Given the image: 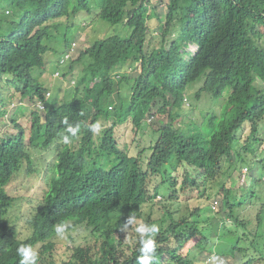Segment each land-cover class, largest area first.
<instances>
[{
    "label": "trees",
    "instance_id": "trees-1",
    "mask_svg": "<svg viewBox=\"0 0 264 264\" xmlns=\"http://www.w3.org/2000/svg\"><path fill=\"white\" fill-rule=\"evenodd\" d=\"M160 2L165 3L166 13L160 11L157 0H0V122L12 127L10 133L0 134V264H19L16 249L23 244L38 252V264L45 260L53 264L55 226L74 217L65 212L70 195L79 198L87 190L91 198L97 199L94 204L105 210L117 205L150 203L146 223L159 221L160 228L156 264H194L191 252L184 254L180 250L193 237H204L197 221L203 214L194 219L195 211L186 209L180 210L181 215L176 218L174 204L167 200L159 203L155 196L162 194L178 202L180 193L192 192V188L201 192L203 186L205 192L199 178L212 180L224 164L230 168L237 161L240 165L242 161L246 163L243 155L250 145L260 141L258 128L264 120V33L256 23L264 25V0ZM93 18L110 25L126 19L130 33L126 37L114 34L97 38L80 52L69 66V72L79 67L80 76H76L74 94L68 103L56 94L45 99L46 90L34 76L35 67L43 64V56L51 49L52 41L60 37L61 27L66 31L62 39L67 48L70 36ZM153 20L163 24L156 30L162 40L157 48L145 50ZM190 45L197 46L195 53L188 49ZM136 62L141 72L126 93L122 91L129 82L126 73ZM99 79L103 85L91 86ZM201 79L197 97L206 93L219 100L227 94L220 112L202 116L198 122L181 121L183 127L177 125L174 119L183 109L184 97ZM256 80L262 82L261 89L254 87ZM114 81L117 89H113ZM80 93L82 99L77 97ZM14 97L21 101L20 105L27 104L29 118L10 113L8 120L4 119ZM89 99H94L90 101L94 114L111 118L101 139V151L104 157L114 158L111 164L92 170L81 164L76 157L78 152H70L69 144L62 140L66 134L63 121L67 118L75 124L81 112L89 111ZM40 100L42 110L36 106ZM22 112L20 109L18 113ZM150 115L173 119L152 127L157 138H153L149 146L152 153L146 160L142 152L128 157L119 148L114 129L127 122L135 130L140 129ZM246 123L248 134L241 142L237 135ZM79 137L81 146L93 140L88 128ZM51 147L61 158L53 167L65 171L67 176L63 181L51 176L30 221L31 234L20 239L7 217L13 198L5 188L22 163L31 164L29 148ZM260 183L256 180L254 185ZM233 193L223 192V207L248 233L253 223L241 214V209L235 212L243 200ZM240 193L247 195L246 191ZM250 236L264 238V224L256 223ZM99 239L100 256L94 257L93 264H137L138 240L131 245L112 233ZM238 243L235 236L225 240L226 247L242 252ZM258 246L259 242L251 249L261 256ZM195 247L204 250L202 246ZM81 253V249H75L65 263L89 264ZM253 260L250 258L248 264Z\"/></svg>",
    "mask_w": 264,
    "mask_h": 264
},
{
    "label": "clouds",
    "instance_id": "clouds-1",
    "mask_svg": "<svg viewBox=\"0 0 264 264\" xmlns=\"http://www.w3.org/2000/svg\"><path fill=\"white\" fill-rule=\"evenodd\" d=\"M75 37H76V35H75ZM63 42H64L63 39H60V40H58V42L56 44L52 43L50 45L51 49L49 51L52 52L51 54H53L54 56H57L58 54L60 55V56H57L56 58L53 59L54 63H55V68L53 70L52 77L60 79V80L68 78L69 81L72 80V85L75 88L76 87V76H80L79 67H76V70L74 72H69V66L71 63H73L77 60L80 52L84 51L85 49L79 50V52H78L77 42L73 39H71L69 41V46L67 48H64ZM190 47H194V50H191ZM188 49L192 53H195L197 51V46L190 45ZM49 51H47L46 54ZM43 59L45 62V60H46L45 54L43 56ZM44 62H43V64H44ZM39 67L40 66L35 67L36 70ZM36 70H35L34 76H36L38 84L45 88V90H46V92L44 93L45 99L48 100V99H50L49 97L51 96V93L48 91V88L45 87L43 85V83L40 82V80H39V73L40 72H36ZM39 71H40V69H39ZM98 81L101 82L100 86L103 85V81L99 79V80L92 82L91 86H94V87L97 86L96 84ZM257 82L260 83L261 81L256 80L255 83H257ZM255 83H254V85H255ZM261 84H262V82H261ZM74 88L69 89V87H68L66 89L65 95L63 96V98L61 100L66 101V103H68L74 94V91H73ZM113 89H117V82H115V86ZM203 94L208 95L206 93H203ZM208 96L211 97V95H208ZM77 97L82 99V93H80ZM93 100L94 99H89L86 101V104L89 105L90 109L88 112H81L78 116V119L75 121V124L69 123L67 118H65L63 123L66 125V129H65L66 134H64L62 136L63 143L66 145L69 144V147H68L69 151L70 152H78L76 155V157L78 158V161L81 164L85 165L87 167V169H89V170L96 168L95 166L93 168H91V167H88V165H87V159L89 157V147L93 143V140H92L91 144L85 143V144H82V146H81V144L79 142V139H80L79 134L81 133V131L84 128H88L89 132L92 135V138H94V135H99L102 131L101 122L109 123V124L112 123L110 118H106L103 115H101L100 113L98 115L94 114L95 108L92 106V103L90 102ZM40 102H41V100L36 103V106L39 107L40 110H42L43 105ZM185 102H187L186 96L183 99V104ZM107 109L111 110V107H107ZM182 111H183V109H182ZM219 112H220V110L217 111V113H219ZM147 117H145L144 120H146ZM152 118L155 119L156 117L150 115V117L148 118V121H151ZM201 118H200V120H201ZM263 122H264V120H263ZM128 123H130V122H128ZM261 126L262 125H260V127ZM260 127L258 128V131L261 135ZM106 129L107 128H105V130ZM105 130L103 131V134H104ZM117 130L121 131L120 134L123 133V131H122L123 129L121 128V126H118L117 129H114V133H118ZM248 130H249L248 126L244 125L243 132L240 135H237V137H240L241 142L244 140V135L248 134ZM103 134H102V137H103ZM74 138H76V139H74ZM156 138H157V135H156ZM259 140H261V138ZM258 143H256V144H258ZM118 145H119V142H118ZM53 147H54V145H53ZM53 147H51L49 149L48 148L47 149L41 148L42 150H48V154H50L52 157V164H51L50 172L47 174V176L45 178V181H46L45 192L47 191V182L51 179V176L55 175V176L59 177V179H61L62 181L67 176V173L65 171H63V170L60 171L57 168L53 167L54 162H59L61 160V158H59L57 156L56 152L53 150ZM119 148L121 149L120 145H119ZM35 150H40V149H35ZM122 150H124L126 152L125 149H122ZM150 150H151V148H150ZM248 152H249V150H248ZM248 152H246V154ZM151 153H152V150H151ZM29 154H30V152H29ZM139 154H140V152H139ZM246 154H245V156L243 155V158L244 157L247 158ZM30 156H31V154H30ZM128 157H136V156H129L128 155ZM258 157H260V156L256 155V157H254L253 161H249L247 159L246 163L244 161H242L241 165L239 164V161H237L235 164H233V168L237 169L242 180L245 179L246 175H249V180L247 181L245 179V181L248 182V184L250 183L249 185L247 184L248 186L245 189H241V191H246L247 195H244L241 193L240 194L233 193L234 195L239 196V198L243 200L242 205L240 206L239 209H235V212L237 210H240V209L242 210L246 206V204H253L252 200L258 198V191L257 190L259 187H261V189H262L261 193L263 195V200H264V158L260 161V160L256 159ZM22 164L28 165L29 170L31 171L30 166L32 164V158H31V164H27V163H22ZM226 165H228V164H226ZM20 166H19V168H20ZM141 166L143 168V166H145V165H141ZM143 169H145V167ZM18 171H19V169H18ZM14 175H13V177H14ZM218 175L220 176V173ZM218 175L215 178H217ZM13 177H12V179H13ZM12 179H11V181H12ZM256 180L261 181L260 185H256V186L254 185ZM198 181L201 182L203 185H205V182L210 181V180L204 181L203 177H201V178H199ZM205 188L207 189L206 185H205ZM192 189H193V191L198 190L197 188H192ZM229 190H231V189H229ZM45 192H44V194H45ZM187 193H188V191L186 192V194ZM204 193L205 192H203V186H202L201 192H199V191L196 192L197 196H200V197H202L204 195ZM88 194H89V190L85 191V194L80 196L79 198H75V197H72L70 195L65 212L73 214L74 217L67 218L62 223L57 224L55 226V234H57L58 236H63L66 231L70 232V231L74 230V233H80L79 234L80 239H82V240L86 239V240H84L86 242L83 245L71 247L70 248V251H71L70 255H72V253L74 252L75 249L79 248L82 250L81 255H83L84 257L87 258V260H89V264L95 263L94 257L100 256L99 248L102 245L101 240L99 238H101L103 235H105L107 233H112V234H114L115 238H119L121 236V240L124 243H129L131 245L133 243H136V240H138L139 245H140L138 251H139L140 255L137 257V264H156V250L158 247L156 237L160 231L159 225L148 224V223H146V220L144 221V223L141 222V223L137 224L136 223V217L131 216V215L123 223L121 216L123 215L124 212L122 211V209L133 208V207L117 205L113 209L105 210L103 208V206H99V204H97V205L94 204L97 199L91 198L90 195H88ZM253 194H256V195L253 196ZM183 195H185V194L180 193V195H179L180 207L177 204L178 202H172V201L168 200V198H165V195L162 196V194H158L157 196H155V198H156L155 200H157L159 203L162 202L163 200H167V201L171 202L172 204H174L176 206V210H178V211H180L181 209H185L182 212H186V209L188 211H195V214L193 216L194 219L199 214H203V218H201V219L198 218L197 221L199 222V227L201 228V231H202L204 237L202 239H200L199 236L193 237V238L198 237L195 241L198 240L199 243L194 244L192 246L193 248L189 250L191 252L190 258L194 264H215L216 261L218 264L220 261L223 260L224 256L227 257L226 255H228V254H225L226 253L225 251H227L229 249V247H226L225 243H223L221 241H225L227 238H233V236H235V238L238 237V239H239L238 248H240L242 250V252H239L237 250H232L230 248L229 250H232V251H230L229 255L233 254L234 252H236V253L238 252L239 254L242 253L243 257L249 256L247 258L246 262H244V264H248V261L250 258H254V260L249 264H253L258 259H260V260L264 259V238L262 237L261 239H258V238L257 239H255V238L251 239V236H250V234H253V232H254V227H255L256 223L257 224H259V223L264 224V203L259 205L258 211L255 212V222L256 223L251 224L248 227L250 229V231L247 233L242 227L238 226L234 217H231V218L229 217V214H228L229 211H227V214L224 215L221 219L218 218L219 201L217 199L216 200L214 199L210 203L207 204V198H203V197L202 198H196V206L194 208H192L188 204V200H190V199L187 200L185 198H182ZM222 198H223V196L221 197V203H222L221 209L223 211H225V209H224L225 207H223ZM143 204H147V203H143ZM143 204H141V205H143ZM148 204L150 205V203H148ZM205 204H207L206 208L204 207ZM141 205H137V206H141ZM137 206H134V207H137ZM197 210H198V212H197ZM146 219H147V216H146ZM113 221H115L116 223ZM226 221H228L227 222L228 224H226ZM133 225H135L134 232L131 229V226H133ZM70 226H72V228H70ZM232 227H233V229H232ZM236 228H239V229L237 231L233 232ZM261 228H263V226ZM130 230L132 231V235L130 233ZM239 230L241 231V233H239ZM229 233H231L230 235H233V236H230ZM232 233H235V234H232ZM246 234L248 235L247 236L248 239L246 238ZM54 235H53V237H54ZM53 237H52V241H53ZM68 237L71 239V234H68ZM191 242H193V241L191 240L189 243H191ZM257 242H259L258 247L261 246V249H262L261 250V253H262L261 256H256L255 253L253 252V250L251 249V247H253V248L256 247ZM195 246H198V247L202 246V248H204V250L201 251V250L197 249ZM189 251H187V253ZM16 252H17L18 257L20 258L19 264H38L37 263V261L39 259L38 252L31 245H27V244L20 245L16 249ZM181 253H183V251ZM52 258H53V256H52ZM43 262H42V264H43ZM52 262H53V264H55L53 259H52Z\"/></svg>",
    "mask_w": 264,
    "mask_h": 264
},
{
    "label": "rangeland",
    "instance_id": "rangeland-1",
    "mask_svg": "<svg viewBox=\"0 0 264 264\" xmlns=\"http://www.w3.org/2000/svg\"><path fill=\"white\" fill-rule=\"evenodd\" d=\"M161 0H157L158 6L160 11L166 13L165 3H161ZM92 17V16H91ZM90 17V18H91ZM164 16L162 17V20ZM79 23V22H78ZM257 26L261 28L262 33H264V25L262 22L256 23ZM162 23H157L155 20L152 21V27L150 31L147 32L146 41H145V50H151L153 48H157L161 42V37L157 33V29L162 28ZM81 28L75 31L76 37L73 35L70 36L69 40L73 39L77 42V49L79 50L85 49L87 46L91 45L94 40L100 37H104L105 35H118V36H128L130 33V29L126 27V19L117 25H110L107 22L102 20L97 21L96 18H93L92 22L87 24L84 22L80 25ZM66 33L64 27H61L59 30V36L57 39L53 40L52 43L56 44L60 38ZM173 37V36H172ZM191 50H194V47H190ZM52 52L49 51L47 54L45 53V62L42 66L37 68L36 72L39 73V80L45 87L48 88V91L51 93V98L54 94L58 95L60 99L66 93V89H73L72 80L69 81L68 78L60 80L57 78L52 77L53 70L55 68L54 58L60 56H54L51 54ZM60 53V52H59ZM40 69V71H39ZM141 72L139 62L134 64V67L127 72V77L129 78V82H127L125 87L122 91L126 92L130 89L133 79ZM100 81L97 82V86H100ZM203 80L201 79L197 82L192 89H190L186 95L187 102L183 104V111L180 112L178 118L176 120V124L180 125L181 121L184 124H187L189 121L198 122L202 116H206L207 114L217 113L219 111L226 99L227 94L219 100H214L208 95L201 94L199 97H196V91L202 85ZM261 82L255 83L254 87L258 90L261 89ZM6 94H9L7 91ZM125 94L123 93L122 96ZM18 99V97H14L12 102H9L8 113L5 120H8L10 113H16L19 116H25L29 118L30 113L25 102H22ZM20 109H23L22 113H18ZM156 108H153V112ZM148 116L146 120L141 123L140 129H136L130 124H122L121 128L123 129V133L120 134V130H117L118 133H114V136L117 138L116 140L119 142L121 149H125L129 156H137L139 152H142V156L145 160L149 157L151 150L149 149L150 145H152V140L155 137L156 133H153L152 127L156 125H163L165 122H170L172 119L166 116L160 118H152L151 121H148ZM111 119V118H110ZM109 121V120H108ZM102 131L99 135H94L93 143L89 147V157L87 159L88 167L93 168L101 166L105 163H112L114 158L112 157H104L103 150L101 151V138L103 131L105 128H108L110 125L109 123L101 122ZM260 127V142L255 145H250L249 152L246 154V157L249 161H253L254 157L260 156L256 158L257 160H262L264 158V122L261 124ZM180 126H184L181 124ZM246 126L248 124L246 123ZM11 125L8 123L4 124L0 122V134L3 133H10ZM241 134V131L238 132V135ZM31 154L32 164L30 166L31 171L29 170L28 165L22 164L19 168V171L14 175L12 181L7 185L5 188V192L13 198V204L8 211V218L10 220V224L14 227L18 238L24 239L26 236L31 234L30 231V221L32 216L35 213V207L39 204L40 200L42 199L45 188H46V181L45 178L47 174L50 172L51 164H52V157L48 154V150H35L33 148H29L28 150ZM146 165V164H145ZM145 166H143L144 168ZM256 172V171H255ZM245 179L249 180V175L245 176ZM242 180L240 174L238 173L236 168H233L232 165L230 168L228 165H223L220 176L217 178L205 182L207 189L205 190L203 198H207V204L210 203L212 200L219 201V213L218 218H222L224 215L227 214V210L223 211L221 209V197L224 196L223 192L226 194L227 190L231 189L235 192V194H240L241 189H245L249 184ZM248 184V185H247ZM221 186V187H220ZM223 189V191H222ZM261 187L258 188V198L252 200L253 204H246V206L241 210L242 214H246L248 219L255 224V212L258 211L259 205L264 203L263 195L261 193ZM196 190L189 192L182 196V198L190 199L188 200V204L190 207L194 208L196 206V198H202L197 196ZM180 207V202L177 203ZM207 204L204 205L206 208ZM244 205V204H243ZM174 215L175 217H179L181 213L176 210V206H173ZM156 210V207L154 208ZM185 209H181L184 211ZM124 212L121 216L123 223L126 219L131 215L136 217V223L139 224L141 222L144 223L146 220L147 213L150 211L149 204H143L141 206L133 207V208H124L122 209ZM154 216L157 215V212H153ZM224 220V219H223ZM231 221V220H230ZM229 221V222H230ZM115 222V221H113ZM159 221L155 222L158 224ZM228 221H226V224ZM116 223V222H115ZM234 225V224H233ZM135 225L131 226L132 231L134 232ZM130 229V228H129ZM233 229V227H232ZM239 228H236L233 232L237 231ZM132 231L130 233L132 235ZM239 233L241 231L239 230ZM68 234H71V239L68 237ZM80 233H74L73 231L65 232L63 236H58L57 234L54 235L53 241L55 243L54 253H53V261L55 264H65L67 261L68 256L70 255V248L73 246H80L83 245L86 239L82 240L79 238ZM232 236V235H230ZM198 237L193 238L191 243L187 244L180 252L186 253L190 249H192L193 245L199 243V241H195ZM126 241V240H125ZM225 243V241H222ZM60 246V247H59ZM230 249V247H229ZM228 249V250H229ZM225 251L227 257L224 256L223 260L220 261L218 264H244L246 262L247 257H243L242 253H236L229 255V251ZM200 261V260H199ZM43 264H47L46 261ZM217 264V261L216 263ZM253 264H264V259H258Z\"/></svg>",
    "mask_w": 264,
    "mask_h": 264
},
{
    "label": "bare ground",
    "instance_id": "bare-ground-1",
    "mask_svg": "<svg viewBox=\"0 0 264 264\" xmlns=\"http://www.w3.org/2000/svg\"><path fill=\"white\" fill-rule=\"evenodd\" d=\"M124 206V205H123ZM109 209V208H108ZM222 242V241H221ZM237 243V242H236ZM122 244V243H121ZM226 245V244H225ZM60 247V246H59ZM119 256V255H118ZM108 263V262H107Z\"/></svg>",
    "mask_w": 264,
    "mask_h": 264
}]
</instances>
